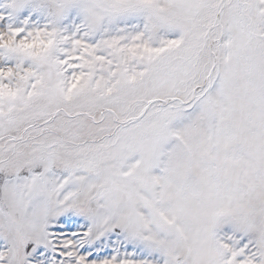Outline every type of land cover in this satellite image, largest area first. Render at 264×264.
Segmentation results:
<instances>
[{
    "label": "snow or ice",
    "instance_id": "1",
    "mask_svg": "<svg viewBox=\"0 0 264 264\" xmlns=\"http://www.w3.org/2000/svg\"><path fill=\"white\" fill-rule=\"evenodd\" d=\"M0 264H264V0H0Z\"/></svg>",
    "mask_w": 264,
    "mask_h": 264
}]
</instances>
